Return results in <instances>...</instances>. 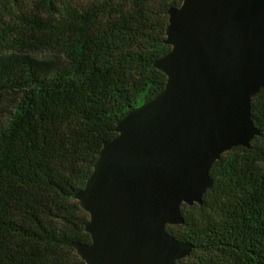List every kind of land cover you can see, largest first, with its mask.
Masks as SVG:
<instances>
[{"label":"trees","instance_id":"trees-1","mask_svg":"<svg viewBox=\"0 0 264 264\" xmlns=\"http://www.w3.org/2000/svg\"><path fill=\"white\" fill-rule=\"evenodd\" d=\"M183 0H0V264H85L84 189L116 123L160 93L154 64L169 10ZM261 135L211 168L203 203L168 226L194 245L178 264H264V89Z\"/></svg>","mask_w":264,"mask_h":264},{"label":"water","instance_id":"water-1","mask_svg":"<svg viewBox=\"0 0 264 264\" xmlns=\"http://www.w3.org/2000/svg\"><path fill=\"white\" fill-rule=\"evenodd\" d=\"M154 66L165 88L116 123L84 189L91 243L71 245L85 264H178L194 245L168 226L202 204L211 168L261 135L252 117L264 89V0H183L168 12Z\"/></svg>","mask_w":264,"mask_h":264}]
</instances>
